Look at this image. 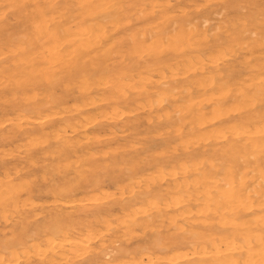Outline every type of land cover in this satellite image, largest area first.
<instances>
[{
  "label": "bare ground",
  "instance_id": "6f19581e",
  "mask_svg": "<svg viewBox=\"0 0 264 264\" xmlns=\"http://www.w3.org/2000/svg\"><path fill=\"white\" fill-rule=\"evenodd\" d=\"M242 2L224 10L242 13ZM202 6L0 0V147L54 139L1 161L0 223L25 174L52 155L66 235L45 237L46 250L22 224L0 241V264H264V38L247 35L259 17L212 33L204 23L218 11ZM149 212L167 232L131 245Z\"/></svg>",
  "mask_w": 264,
  "mask_h": 264
},
{
  "label": "rangeland",
  "instance_id": "374dc122",
  "mask_svg": "<svg viewBox=\"0 0 264 264\" xmlns=\"http://www.w3.org/2000/svg\"><path fill=\"white\" fill-rule=\"evenodd\" d=\"M228 1H230V0H212L211 2H209L207 4H203L204 2L199 0V3L203 5L202 8H206L207 5H209L210 8H213V9L218 11V13L214 14V18L212 20H210L207 23H204L205 26L209 28L210 32H212V33L222 32L223 35H225L227 33L228 29L232 27L231 25H230L231 27H227V28L225 27L228 24L229 20H233L234 21L233 24L237 23L236 25H238L239 24L238 23L239 17H243L245 19L248 12L251 10V11L255 12L254 13L255 17H257V16L259 17L257 19L259 22L256 24H252V22H254L252 20L253 17L252 18L249 17L250 21L248 24H250V25H248V31H250V30L251 31L249 33L247 31V35H250L253 38H260V39L264 38V0H242L243 1L242 6H241L242 8L240 10L242 13L236 12V8H229L228 10H226V9L224 10L225 2L227 3ZM237 10L239 11V9H237ZM227 11H228V14L226 13ZM226 15H228V17L224 18ZM224 20H226L225 21L226 24H225ZM217 28H218V30H217ZM237 49H240V48L237 47ZM238 55H239V58L237 59V62H236L237 63L236 70L239 72H245L247 70V67H248L247 61H248V58L250 57V55H249V53H247L246 49L238 50ZM32 143H34V141ZM21 145H24V147ZM39 145H41V144H38V145L29 144L28 141L20 143L19 145H10V144L2 145L0 147V163L2 160L9 161V160H14V159H18V158L23 159L29 149L36 150V149H39V148L41 149V148L45 147V148L52 150L54 148V139L51 137L48 139V141L46 143H44L43 146H39ZM7 150H9V152ZM5 151H7V152H5ZM53 159L54 158L52 157V155L43 156V159H41L35 167H32L31 170L25 174L26 176H24V178L21 180L28 191L25 189L26 191H24L22 193L21 198L18 199L16 201V203L15 202L12 203V205L10 206L9 215L12 211H14V212L11 213L12 216H10L11 218L9 217V219H10L9 222L6 223V225H4V222L0 223L1 228H2V230L0 228V241H4L6 239H9L15 233H19V231H22V229H21L22 224H26L27 230L29 231V234L32 235L33 238H38L37 243L42 245L41 247L44 248L46 246L44 248V249H46L47 245H48L49 248H47L46 250H49L50 246L52 247V244H53L52 242H54L53 240H59L60 239V240L64 241V239L66 238L65 234L56 231V225H55L56 221H57L56 217H57V214L59 213V210H60V208H58L59 202L57 201L60 199L59 198L57 199L56 193L60 192L65 187V184H63L62 182H59L58 184H56L55 181L60 180V178L63 176L64 173L63 172L60 173L56 170L45 168L53 161ZM173 163L175 164V162H173ZM43 168H45V169H43ZM163 169H166L165 171H167L168 166L164 167ZM2 173H3L2 170H0V180L4 179V176L2 175ZM74 176H75V174L72 173L70 175V178L71 177L74 178ZM33 179H34V181H33ZM106 189H108L107 192H108V197L110 196L109 199L112 198L113 197L112 194L117 191L116 186L110 184L109 182H107ZM29 191H31V192H29ZM90 194H92V195H90ZM86 195L88 196V198H90V197L92 198V196L93 197L96 196L92 191L89 190V191H84V192L78 193L77 197H79L81 199H86L87 198ZM105 196L107 197V194ZM28 200H30V202H28ZM33 200H35V201H33ZM39 200H41V201L39 202ZM22 201H23V203H22ZM31 201H33L34 203ZM35 202L37 204H35ZM43 202H45V203H43ZM21 204H23V206ZM30 204H31V206H30ZM14 206H17V207L14 208ZM41 210H43V211H41ZM68 210H69V208L64 209V211H68ZM34 212H38L39 215H37L38 213H34ZM43 212H45V213H43ZM35 214L37 216H35ZM153 214L154 213L149 212V216H148L149 218L146 217L149 227L147 226V228H145L144 232H143L142 228L137 230V232H136L137 235H135L129 241L131 245H134L137 243H143V242L147 241L150 238V235L153 234L157 229H161L164 233L167 232V230L164 228L166 226H169V220L166 217L161 218V219L159 217H154ZM123 216L124 215L119 214V217H123ZM0 218H3V217L1 216ZM34 223H36V225H34ZM33 230H35V231L33 232ZM138 231H140L141 233H139ZM31 232H33L34 235ZM53 232H54V234H53ZM45 237L51 238L52 242L50 241L51 239H49V241L52 244L50 242H48V238L46 239Z\"/></svg>",
  "mask_w": 264,
  "mask_h": 264
}]
</instances>
